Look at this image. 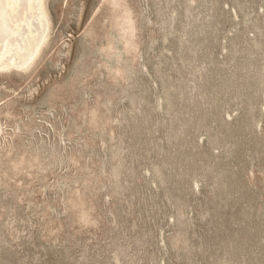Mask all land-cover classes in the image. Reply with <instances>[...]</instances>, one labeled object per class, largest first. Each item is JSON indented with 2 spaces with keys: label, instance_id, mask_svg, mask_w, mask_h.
<instances>
[{
  "label": "rangeland",
  "instance_id": "374dc122",
  "mask_svg": "<svg viewBox=\"0 0 264 264\" xmlns=\"http://www.w3.org/2000/svg\"><path fill=\"white\" fill-rule=\"evenodd\" d=\"M0 71V264H264V0H44Z\"/></svg>",
  "mask_w": 264,
  "mask_h": 264
},
{
  "label": "bare ground",
  "instance_id": "6f19581e",
  "mask_svg": "<svg viewBox=\"0 0 264 264\" xmlns=\"http://www.w3.org/2000/svg\"><path fill=\"white\" fill-rule=\"evenodd\" d=\"M49 25L44 0H0V71L30 68Z\"/></svg>",
  "mask_w": 264,
  "mask_h": 264
}]
</instances>
